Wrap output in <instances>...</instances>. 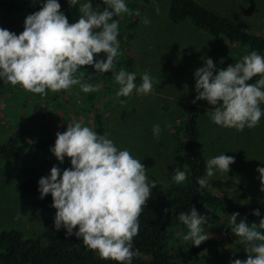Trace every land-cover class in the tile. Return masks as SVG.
Returning a JSON list of instances; mask_svg holds the SVG:
<instances>
[{
  "label": "clouds",
  "instance_id": "9594fccd",
  "mask_svg": "<svg viewBox=\"0 0 264 264\" xmlns=\"http://www.w3.org/2000/svg\"><path fill=\"white\" fill-rule=\"evenodd\" d=\"M103 2L106 7L100 11L93 9L91 0H67L69 7L79 4V19L70 24L60 10L59 0H43L39 11L26 16L20 34L0 27V81L19 84L42 96L74 85L89 93L96 87L77 73L91 66L96 73L112 72L119 85L118 96L128 97L133 90L136 94L150 93L153 80L148 72L141 74L137 85L136 72L123 68L116 71L114 59L120 44L118 21L113 17L130 12L126 0ZM194 80L196 95L192 103L206 101L212 106L206 113L217 126L242 131L255 127L264 116L260 106L264 104V56L257 51L223 69L205 58L204 66L195 70ZM160 132V125L154 124L153 136L158 138ZM49 151L60 164L65 158L70 160L69 168L53 166L49 175L38 180L39 198H52L54 228H63L66 236L75 235L101 259L132 264L133 257L139 255L138 250H133L132 240L138 234V218L151 191L141 160L79 121L57 132ZM234 162V157L225 153L209 158L205 176L197 178L196 183L206 187L216 172L228 174ZM256 172L259 190L264 192V167H258ZM171 179L182 183L186 173L176 169ZM252 215L261 217V212L255 209ZM229 217L230 231L247 253L246 259H230L229 264H264V217L258 224H249L246 218L237 223L239 213ZM178 220L188 229L184 240H190L192 246L198 247L210 238L203 227L208 218L195 207L181 212Z\"/></svg>",
  "mask_w": 264,
  "mask_h": 264
},
{
  "label": "rangeland",
  "instance_id": "374dc122",
  "mask_svg": "<svg viewBox=\"0 0 264 264\" xmlns=\"http://www.w3.org/2000/svg\"><path fill=\"white\" fill-rule=\"evenodd\" d=\"M170 1L151 0L144 7L131 45L136 73L140 77L148 72L152 77L153 90L150 93L136 94L133 90L126 100L121 101L116 85L111 88L103 81L94 82L89 78L88 82L96 87L94 92L84 93L74 85L58 92L50 91L44 96L30 93L27 97L21 94L19 98V94L16 97L19 101L9 96L5 104H0V142L15 133L34 135L44 129L65 131L72 121L94 129V114L101 112L108 125L107 137L119 149H127L134 158L141 160L147 177L159 181L165 190L177 186L171 174L180 170V158L186 148L177 138L176 120L180 110L195 98V70L204 66L205 58H211L216 65L223 57L242 58L246 54L221 37L212 36L189 22L173 24L168 17ZM197 1L235 20L250 32L264 34V0ZM78 7L79 4L64 12L70 24L79 19ZM25 18L19 15L4 20L0 15V27L20 34ZM140 83L141 79L136 82L137 85ZM93 94L96 97L90 104L89 96ZM22 104L25 105L21 107ZM195 105L201 113L199 127L206 159L223 153L235 159L228 174L218 171L208 180L239 182L246 187L249 197L258 200L264 208V192L259 190L260 180L256 172L258 167H264V116L255 127L238 131L214 124L206 113L212 106L206 101H197ZM260 106L264 109V104ZM154 124L161 128L158 138L152 133ZM42 163L41 156H26L11 165L0 163V230L11 228L29 233L56 230L53 226L55 209L39 207L35 197L22 189L25 173L39 171ZM64 165H70V160ZM40 178L38 176V180ZM203 216L213 224L209 228L208 223L203 226L212 243L192 261L181 264H229L230 259L247 258L245 246L238 243V237L231 232H219L217 226L221 222L218 218ZM211 228L212 232L209 231ZM187 234L188 231L176 238L184 239Z\"/></svg>",
  "mask_w": 264,
  "mask_h": 264
},
{
  "label": "trees",
  "instance_id": "16d2710c",
  "mask_svg": "<svg viewBox=\"0 0 264 264\" xmlns=\"http://www.w3.org/2000/svg\"><path fill=\"white\" fill-rule=\"evenodd\" d=\"M42 2L43 0H0V15L4 20L19 15L27 16L39 11ZM150 2L151 0H130L126 5L130 12L125 13L124 17L122 14L113 17L118 21L119 28V54L114 59L117 72L121 68L136 72L131 45L141 22L142 11ZM59 3L62 12L71 8L67 0H59ZM91 3L95 10L102 11L106 7L103 0H91ZM168 17L173 24L189 22L212 36L221 37L246 55L255 50L264 56V34L248 31L235 20L208 9L197 0H171ZM100 56L103 57L104 54L101 53ZM95 59L94 57V61ZM240 59L237 56L223 57L217 61L216 68H226ZM77 75L85 77L86 80L91 78L90 80L94 82L103 81L111 88L113 85L119 88L112 72L96 73L91 66H84ZM258 78L254 77L250 83ZM139 80L137 74L135 83ZM30 93L34 95L19 84L13 86L0 81V104H5L9 96L16 99L19 94L20 98L21 94H26L27 97ZM95 97V94L90 95L88 102L92 104ZM125 98L122 97L121 101ZM23 105L25 104L21 107ZM200 114L198 106L189 103L180 110L176 120L177 138L186 148L179 163L180 170L186 173L185 181L170 190H165L159 181L147 177L151 189L150 197L141 209L138 218L139 231L132 240L133 250L139 251V255L133 257L132 264H181L192 261L205 251L212 243L210 238L198 247L192 246L190 240L176 238L177 235L188 231L178 220L179 214L188 212L192 207H195L200 215L218 218L221 224H218L217 230L222 234L231 232L229 216L232 213H239L237 223L240 218H246L249 224H258L259 219L264 217V208L258 200L249 197L243 184L234 180H208L207 186L200 188L196 183L197 178L205 176L207 161L201 142ZM104 118L101 112L94 114L93 130L100 135L108 136V125ZM57 132L63 131L44 129L34 135L15 133L6 141L0 142V163L11 165L26 156L43 157L39 171L26 172V180L22 184L23 191L33 195L41 208H50L52 198L50 195L43 200L39 198L38 176L49 175L53 166L60 167L61 170L70 166L60 164L49 151L54 146ZM64 162H68V159L65 158ZM255 209L260 210L261 217L252 215ZM208 224V228L213 226L211 223ZM211 230L212 228L209 229L210 232ZM0 264H117V262L101 259L95 251L87 249L75 235L66 236L64 229L29 233L5 228L0 230Z\"/></svg>",
  "mask_w": 264,
  "mask_h": 264
}]
</instances>
